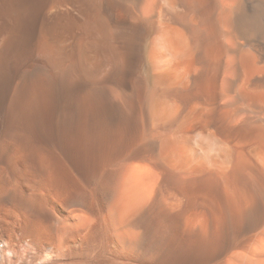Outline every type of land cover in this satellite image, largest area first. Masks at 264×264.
Wrapping results in <instances>:
<instances>
[{
	"label": "bare ground",
	"instance_id": "6f19581e",
	"mask_svg": "<svg viewBox=\"0 0 264 264\" xmlns=\"http://www.w3.org/2000/svg\"><path fill=\"white\" fill-rule=\"evenodd\" d=\"M0 264H264V0H0Z\"/></svg>",
	"mask_w": 264,
	"mask_h": 264
}]
</instances>
